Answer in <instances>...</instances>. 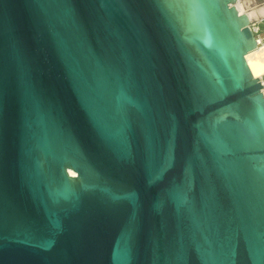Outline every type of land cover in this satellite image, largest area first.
Returning <instances> with one entry per match:
<instances>
[{"label": "water", "instance_id": "95a60500", "mask_svg": "<svg viewBox=\"0 0 264 264\" xmlns=\"http://www.w3.org/2000/svg\"><path fill=\"white\" fill-rule=\"evenodd\" d=\"M236 2L0 0V264H264Z\"/></svg>", "mask_w": 264, "mask_h": 264}, {"label": "built area", "instance_id": "2783aa9c", "mask_svg": "<svg viewBox=\"0 0 264 264\" xmlns=\"http://www.w3.org/2000/svg\"><path fill=\"white\" fill-rule=\"evenodd\" d=\"M236 7L240 13H246L249 15V13L254 9L264 7V0H237ZM240 9L243 10L241 11ZM249 18H250L249 26L255 35L257 44L261 45L264 43V13L259 14L256 17H251L249 15ZM259 78L261 80V83L264 85V75H262ZM263 91H264V87H263Z\"/></svg>", "mask_w": 264, "mask_h": 264}, {"label": "bare ground", "instance_id": "6f19581e", "mask_svg": "<svg viewBox=\"0 0 264 264\" xmlns=\"http://www.w3.org/2000/svg\"><path fill=\"white\" fill-rule=\"evenodd\" d=\"M240 10L242 11L243 9ZM263 13L264 7H260L251 11L249 15L256 17ZM246 59L254 76L261 77L264 75V43L247 53Z\"/></svg>", "mask_w": 264, "mask_h": 264}]
</instances>
